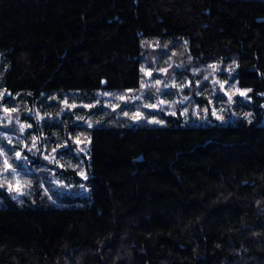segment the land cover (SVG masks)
Instances as JSON below:
<instances>
[{
    "label": "trees",
    "instance_id": "1",
    "mask_svg": "<svg viewBox=\"0 0 264 264\" xmlns=\"http://www.w3.org/2000/svg\"><path fill=\"white\" fill-rule=\"evenodd\" d=\"M153 47L231 59L251 119L109 123ZM262 99L264 0H0V128L40 174L35 202L0 185V264H264Z\"/></svg>",
    "mask_w": 264,
    "mask_h": 264
},
{
    "label": "rangeland",
    "instance_id": "2",
    "mask_svg": "<svg viewBox=\"0 0 264 264\" xmlns=\"http://www.w3.org/2000/svg\"><path fill=\"white\" fill-rule=\"evenodd\" d=\"M185 52L175 47L161 48V51L153 47L144 51L140 84L122 91L104 92L101 103L105 114H110L107 121L121 125H166L171 116L179 118L182 124L214 121L227 123L237 117L251 119L253 110L248 105L253 97L233 76L235 62L231 59L205 60L197 58L189 49H185ZM220 71L223 72L219 74ZM242 92L245 94L241 95ZM261 105L263 111L259 121L264 123V99ZM137 114L139 118L134 119ZM13 116L12 129L0 128V185L9 190L11 186L10 194L14 198L28 197L35 202L39 195L36 197L29 190H36L35 179L40 174L34 172L36 167H31L27 153L28 149L35 148L34 137L30 138L27 127ZM0 117L7 122L11 118L9 114H1ZM7 124L5 126H9ZM82 139L84 137L79 138L78 144ZM48 151L52 152V147L46 146L45 152ZM17 153L20 155L17 156ZM10 156L22 162V166L14 167ZM50 181H53L51 186L59 188L58 180L51 178ZM41 185L45 186L43 180ZM17 186L19 191L16 190ZM45 191L46 187L42 193L45 194ZM77 191L85 194L87 185L82 183ZM2 203L3 198L0 196V205Z\"/></svg>",
    "mask_w": 264,
    "mask_h": 264
},
{
    "label": "snow or ice",
    "instance_id": "3",
    "mask_svg": "<svg viewBox=\"0 0 264 264\" xmlns=\"http://www.w3.org/2000/svg\"><path fill=\"white\" fill-rule=\"evenodd\" d=\"M213 67H215V66H213ZM241 95H244L245 93H240ZM154 107V106H153ZM5 111L7 112L8 110L7 109H5ZM139 118V114H137V116L136 117H134V119H138ZM21 130H23V129H21ZM20 154L19 153H17V156H19ZM5 165H6V167H8V165H7V161H5ZM81 175H83V173H81ZM10 190H12V188H11V186H10ZM16 190L17 191H19V187L17 186V188H16Z\"/></svg>",
    "mask_w": 264,
    "mask_h": 264
}]
</instances>
